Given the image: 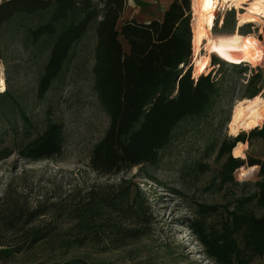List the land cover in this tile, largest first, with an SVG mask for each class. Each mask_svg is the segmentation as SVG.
<instances>
[{
    "label": "rangeland",
    "instance_id": "obj_1",
    "mask_svg": "<svg viewBox=\"0 0 264 264\" xmlns=\"http://www.w3.org/2000/svg\"><path fill=\"white\" fill-rule=\"evenodd\" d=\"M171 1L126 0L119 25L126 18L143 23L160 19ZM93 2L102 8L99 0ZM245 7L219 8L211 37L214 41L250 39L263 54L264 18L262 24L237 25L238 12L244 13ZM46 18L45 14L21 15L0 29V71L9 94L7 101H0V196L7 194L6 201H16L23 210L43 211L29 225L22 217L13 229L0 231V241L17 247L31 233L49 234L6 264L72 260L86 264H264V249L255 247L244 223L247 218L264 216V205L258 203L264 188V122L257 127L263 128L261 133H239L244 141L234 142L236 136H230L227 128L236 102L248 99L246 84L254 71L263 68L262 56L254 65L211 56L206 74L211 73L220 86L211 107L176 127L169 144L159 151L157 163L103 176L88 165L92 147L108 126L93 89L95 24L74 44L50 89L39 99L37 85L53 40L34 42L28 31ZM190 27L192 31L191 20ZM204 54L193 48L192 76L195 60ZM258 95L264 97V89ZM49 124L58 127V151L23 153ZM238 144H244L243 156L234 158L232 150ZM121 183L130 187V198L136 196L147 211L144 235L115 247L94 240V227L80 234L77 220L88 192ZM223 237L229 241L227 253L219 248Z\"/></svg>",
    "mask_w": 264,
    "mask_h": 264
},
{
    "label": "trees",
    "instance_id": "obj_2",
    "mask_svg": "<svg viewBox=\"0 0 264 264\" xmlns=\"http://www.w3.org/2000/svg\"><path fill=\"white\" fill-rule=\"evenodd\" d=\"M99 1L101 9L93 0H1L0 29L21 15H47L45 22L28 31L34 42L42 38L53 40L37 85V97L42 99L74 44L95 24L93 89L108 117V126L92 147L88 165L93 172L105 176L145 163H157L159 151L169 144L176 127L188 118L204 114L220 95V86L211 73L192 76L190 0H172L160 19L146 23L129 19L120 25L126 0ZM211 56L223 60L215 52ZM262 60L264 65V51ZM263 89L264 66L249 77L245 97L253 98ZM8 98L7 89L0 92V101ZM262 130L255 128L249 133ZM239 140L244 141V136L239 134L233 141ZM60 142L58 127L49 124L43 135L23 153L56 152ZM101 188L87 194V202L77 220L80 234L94 227L97 230L94 240L106 241L115 247L142 237L147 211L137 203L136 196L130 198V187L121 183ZM6 199L7 194L0 196V231L13 229L22 217H25L24 224L29 225L43 215L39 209L23 210L16 201ZM258 203L264 205V188L260 190ZM244 223L248 224L255 247L264 249V216L247 218ZM48 235L31 233L25 237V244L17 247L0 241V264L32 249ZM222 240L219 248L227 253L229 241L224 237ZM65 264L86 263L72 260Z\"/></svg>",
    "mask_w": 264,
    "mask_h": 264
},
{
    "label": "bare ground",
    "instance_id": "obj_3",
    "mask_svg": "<svg viewBox=\"0 0 264 264\" xmlns=\"http://www.w3.org/2000/svg\"><path fill=\"white\" fill-rule=\"evenodd\" d=\"M246 5L244 13L237 15V25L243 23L262 24L264 18V0H191V24H192V46L194 51H205L194 62L193 76L207 73L210 66V54H216L226 58L234 59L236 62H248L252 65L260 62L262 49H258L255 42L235 40L214 41L211 30L214 24L215 12L223 7L241 8ZM5 90V81L0 71V92ZM264 122V97L256 95L253 98L243 99L236 102L230 120L228 121V133L237 136L241 132H249L260 127ZM244 144L236 145L232 150L234 158L243 156Z\"/></svg>",
    "mask_w": 264,
    "mask_h": 264
},
{
    "label": "crops",
    "instance_id": "obj_4",
    "mask_svg": "<svg viewBox=\"0 0 264 264\" xmlns=\"http://www.w3.org/2000/svg\"><path fill=\"white\" fill-rule=\"evenodd\" d=\"M126 20H129V19L126 18Z\"/></svg>",
    "mask_w": 264,
    "mask_h": 264
},
{
    "label": "built area",
    "instance_id": "obj_5",
    "mask_svg": "<svg viewBox=\"0 0 264 264\" xmlns=\"http://www.w3.org/2000/svg\"><path fill=\"white\" fill-rule=\"evenodd\" d=\"M230 9V8H229ZM215 20V19H214Z\"/></svg>",
    "mask_w": 264,
    "mask_h": 264
}]
</instances>
